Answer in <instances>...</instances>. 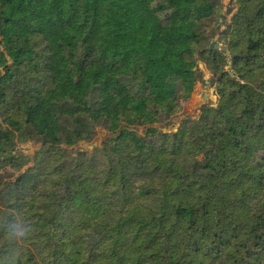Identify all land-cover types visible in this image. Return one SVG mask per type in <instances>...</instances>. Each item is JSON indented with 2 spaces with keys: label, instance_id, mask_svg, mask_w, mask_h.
Wrapping results in <instances>:
<instances>
[{
  "label": "trees",
  "instance_id": "trees-1",
  "mask_svg": "<svg viewBox=\"0 0 264 264\" xmlns=\"http://www.w3.org/2000/svg\"><path fill=\"white\" fill-rule=\"evenodd\" d=\"M235 2L0 0V264H264V0ZM198 62L218 108L169 130Z\"/></svg>",
  "mask_w": 264,
  "mask_h": 264
},
{
  "label": "rangeland",
  "instance_id": "rangeland-1",
  "mask_svg": "<svg viewBox=\"0 0 264 264\" xmlns=\"http://www.w3.org/2000/svg\"><path fill=\"white\" fill-rule=\"evenodd\" d=\"M219 1H220V4L222 5V9L220 12L221 17H232L236 13L237 8L233 10L231 15H226V9L228 8L229 0H219ZM259 25L263 27V24H259ZM223 35L224 33L220 36L218 34V37H216L213 40V43L216 42V44H219L218 48H220V43L217 41L219 37H222ZM197 72L200 75V81L198 82L196 86V89L192 95L191 101L183 113L177 114L174 117L173 126L169 127V130L177 131L178 126L181 124V122L189 116L192 117V119L194 120H198L202 114V108H205V107H210L213 109L218 108L219 98L217 99V97L213 95V92L216 91V88L210 81L211 76L209 72H205V69L203 68V65L200 62H198ZM105 136H106L105 132L100 131L97 139L93 143L91 144L81 143L78 146V149L92 151L96 146L101 145ZM24 148L26 149L27 153L29 154L34 153V147L30 146V144L24 146Z\"/></svg>",
  "mask_w": 264,
  "mask_h": 264
},
{
  "label": "water",
  "instance_id": "water-1",
  "mask_svg": "<svg viewBox=\"0 0 264 264\" xmlns=\"http://www.w3.org/2000/svg\"><path fill=\"white\" fill-rule=\"evenodd\" d=\"M237 8L236 5H235V0H229V3H228V8L226 9V15H231V13L233 12V10ZM224 22V18H221L220 19V24H222ZM225 31H222L219 33V36L222 35ZM213 43V40L212 42ZM211 45H209L208 48H210ZM219 47V44H215V48H218ZM203 65V68L205 69V72H208L206 66L204 64ZM213 95L217 97V99L219 98L218 94H217V91H214L213 92Z\"/></svg>",
  "mask_w": 264,
  "mask_h": 264
},
{
  "label": "clouds",
  "instance_id": "clouds-1",
  "mask_svg": "<svg viewBox=\"0 0 264 264\" xmlns=\"http://www.w3.org/2000/svg\"><path fill=\"white\" fill-rule=\"evenodd\" d=\"M12 231H13V232H16L17 229L13 226V227H12ZM19 235H21V236H26V235H27V230H24V229L19 230Z\"/></svg>",
  "mask_w": 264,
  "mask_h": 264
}]
</instances>
